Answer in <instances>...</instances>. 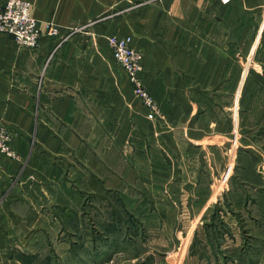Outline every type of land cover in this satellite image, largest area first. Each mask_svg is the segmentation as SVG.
<instances>
[{"label":"crops","instance_id":"0c3cea01","mask_svg":"<svg viewBox=\"0 0 264 264\" xmlns=\"http://www.w3.org/2000/svg\"><path fill=\"white\" fill-rule=\"evenodd\" d=\"M26 1L39 47L0 34V120L18 156L0 155V264H112L118 251L119 264H157L140 260L145 228L93 226L96 214L119 221L125 212L85 205L118 195L134 218L155 216L146 233L172 250L184 233L177 220L207 217V191L230 168L243 190L235 203L264 209V0ZM112 35L132 36L144 53V84L160 108L150 132L141 102H107L120 94ZM132 121L151 145L123 158V122Z\"/></svg>","mask_w":264,"mask_h":264},{"label":"rangeland","instance_id":"374dc122","mask_svg":"<svg viewBox=\"0 0 264 264\" xmlns=\"http://www.w3.org/2000/svg\"><path fill=\"white\" fill-rule=\"evenodd\" d=\"M112 62L114 64L112 68V82L113 84L117 82L119 85L117 88H120V94L119 89L114 90L107 102H141L134 94L133 88L125 71L114 61ZM154 101L158 102L156 99H154ZM240 102H242V99ZM153 121H155V119L148 120L147 115L144 117V120L140 123V125L143 126L145 133L151 131V123ZM135 127L136 124H134L133 121L127 123L123 122V158L135 153V149L145 150L151 145L150 135L148 137H144V139H139L136 137L135 133H132L135 131ZM112 129L115 128L113 127ZM110 140L112 147L119 146V139L110 138ZM107 142H109L108 138L103 139V143ZM234 175L235 173H233L230 168V171L225 170V172H223V177H215L216 179L213 180L207 191L209 194V206L206 213L207 217L195 218L193 216L190 219L192 223L188 221V225L186 223L185 226L183 225V221L185 219L181 220L180 225L179 220H177L176 232L180 229H184L181 230V232L184 233L177 235L176 245L171 247L172 250L158 249L159 247L156 244V239H158V237L146 233V227H151L153 222L159 226L157 219L152 220L155 216H153V214H144L143 217L139 215L138 218H134L123 204V201L118 198V195L116 194H113L112 196L111 205L109 203L96 202L94 204L95 207L93 208L92 206L94 205H92V202L89 201V203L85 205V209L87 211H95L97 213L99 210L104 212H125V218H120L119 221L116 219V214L113 219H111L109 215L96 214L93 219L89 218V222L93 226H106L112 221H115L113 227L115 229L123 228V226H127L131 230L135 228H145V230L143 229L139 235L141 237L140 239H142V243L139 245L140 248L138 249H141L140 251H142V257L140 260H144V258L147 259L146 257L149 259L154 258L157 260V264H233L236 261L238 264H264L263 204L259 202H252L251 204L235 203L236 197L242 196L243 190L242 192H238V190H241L242 187L237 186L236 183L233 182V179H235ZM245 190L249 192L248 188H245ZM125 192L127 194H131V188ZM144 200L146 199L144 198ZM161 201L167 203L168 199ZM157 205H159V203ZM140 206L141 207L139 209L146 206L147 209L150 210L151 204L143 201ZM167 206L168 205H166V207ZM146 207L144 208L145 210ZM154 207H156V202L154 203ZM180 213L182 215L181 209H179V214ZM232 218L238 223V234L240 235V240L242 241L240 246L237 248L234 243L236 235L234 226L236 225H233ZM123 221L126 222L125 225H123ZM186 232L188 234H186ZM166 234L164 232V235L162 234L161 237L167 242ZM112 236L114 239L115 237L120 239V237H123V233L121 234L119 231L117 234ZM165 246L167 247V245ZM121 253L120 251L115 253L112 264L120 263V260L123 259V252Z\"/></svg>","mask_w":264,"mask_h":264},{"label":"built area","instance_id":"2783aa9c","mask_svg":"<svg viewBox=\"0 0 264 264\" xmlns=\"http://www.w3.org/2000/svg\"><path fill=\"white\" fill-rule=\"evenodd\" d=\"M223 6H228L232 0H220ZM57 36L56 29L50 30ZM0 34L10 36L20 48L35 50L40 45L41 32L38 21L32 16L31 5L26 0H6L0 3ZM132 36L112 35L108 44L112 50L115 62L122 67L128 76L134 94L140 99L147 112V119L154 120L160 110L143 80L144 53L137 50ZM0 155L9 159H17L13 149V135L3 126L0 120Z\"/></svg>","mask_w":264,"mask_h":264}]
</instances>
